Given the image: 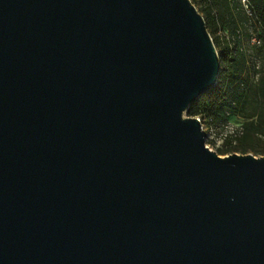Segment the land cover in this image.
Wrapping results in <instances>:
<instances>
[{"label":"water","instance_id":"obj_1","mask_svg":"<svg viewBox=\"0 0 264 264\" xmlns=\"http://www.w3.org/2000/svg\"><path fill=\"white\" fill-rule=\"evenodd\" d=\"M220 72L191 0H0V264H264V156L185 116Z\"/></svg>","mask_w":264,"mask_h":264},{"label":"trees","instance_id":"obj_2","mask_svg":"<svg viewBox=\"0 0 264 264\" xmlns=\"http://www.w3.org/2000/svg\"><path fill=\"white\" fill-rule=\"evenodd\" d=\"M191 1L206 20L221 72L217 85L191 105L187 116L200 118L213 131L225 129L230 117L237 118L241 126L216 152L264 156V0H246L251 14L242 0ZM254 36L257 44L251 43Z\"/></svg>","mask_w":264,"mask_h":264},{"label":"rangeland","instance_id":"obj_3","mask_svg":"<svg viewBox=\"0 0 264 264\" xmlns=\"http://www.w3.org/2000/svg\"><path fill=\"white\" fill-rule=\"evenodd\" d=\"M256 78H254L255 80ZM187 116V114H185ZM241 126V121L237 118L230 117L228 126L221 130V129H214L213 134L211 137H208V140H213L216 142L215 145L207 144L212 150L217 151V149L221 148L223 145V139L229 135H235L236 130ZM228 156V155H223ZM259 157V156H257Z\"/></svg>","mask_w":264,"mask_h":264},{"label":"built area","instance_id":"obj_4","mask_svg":"<svg viewBox=\"0 0 264 264\" xmlns=\"http://www.w3.org/2000/svg\"><path fill=\"white\" fill-rule=\"evenodd\" d=\"M242 3H243V5H244V8H245L246 12H247L248 14H251V11H250V7H249V3H248V1H246V0H242ZM251 43H252V44H257V43H258V38H257L256 36H254V37L251 39ZM198 119L201 121L200 118H198ZM201 123H202V121H201ZM202 125H203V123H202ZM203 127H204V129L207 131V133H208V137H211V135L213 134L214 131H213L212 129H211V130L206 129L204 125H203Z\"/></svg>","mask_w":264,"mask_h":264}]
</instances>
